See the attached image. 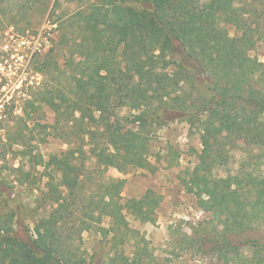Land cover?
<instances>
[{"label":"trees","instance_id":"obj_1","mask_svg":"<svg viewBox=\"0 0 264 264\" xmlns=\"http://www.w3.org/2000/svg\"><path fill=\"white\" fill-rule=\"evenodd\" d=\"M76 1L78 7L58 20V40L43 61L37 62V69L43 72L53 66L57 70L55 56L67 50L66 66L74 90L69 108L78 113L81 129L92 141L99 133L95 130L102 128L100 136L107 147L92 149L96 163L120 172L142 167L147 118L197 125L202 150L184 187L221 228L215 232L217 238L210 234L199 249L205 253L203 244L208 243L207 252L222 264H264V172L219 179L212 175L227 145L231 148L232 136H243L258 147V159L264 164V83L255 84L264 64L248 55L256 40L264 37V28L259 30L242 0ZM227 26L234 27L237 35L231 36ZM55 49L57 53L51 55ZM45 91L41 101L61 114L63 102L53 101V90ZM138 100L157 106L151 114L149 110L134 116L131 123L137 130L124 129L116 120V111ZM23 132L19 130L13 141L18 137L23 141ZM25 150L22 156L32 155ZM72 157L73 153L58 163L62 192L54 190L55 207L46 218L29 229L13 226L11 210L0 215V264H86L71 250L74 231L80 236L108 215L113 220L110 227L99 228L106 237L120 230L124 207L137 221H152L159 204L152 191L126 206L112 201L106 208L93 200L78 209L82 169L72 164ZM123 185L122 179L108 180L106 193L111 200L119 199ZM68 219L78 221L76 230ZM124 226L128 227L127 222ZM122 229L127 235V228ZM247 233L250 237L244 238ZM116 237L112 235L111 250L116 248ZM243 248L251 254L243 253ZM140 254L139 250L130 255L116 252L106 264H147Z\"/></svg>","mask_w":264,"mask_h":264},{"label":"rangeland","instance_id":"obj_2","mask_svg":"<svg viewBox=\"0 0 264 264\" xmlns=\"http://www.w3.org/2000/svg\"><path fill=\"white\" fill-rule=\"evenodd\" d=\"M242 1L252 20L260 25L259 30H263L264 0ZM78 5L76 0H0V46L9 40V29L31 42L40 35L38 45L41 46L31 58L29 77L23 83L22 94L17 100V112L10 114L0 131V215L11 210L13 226L22 225L29 229L38 220L46 218L55 207L52 201L54 190L62 192L58 163L69 160L73 153L72 164L81 165L82 169L83 191L78 196V202L82 203L78 209L93 200L101 201L106 208L113 202L126 206L128 201L141 198L147 191L154 192L159 202L153 211L152 221L145 223L137 221L126 207L122 208L124 220L120 230H112L106 237L99 228L110 227L113 220L108 215H102L100 222L91 224V228L80 232V236L74 231L78 221L68 219L70 225L75 226L71 250L76 256H82L86 264H106L116 252L130 255L138 250L142 261L147 263L148 260L147 264H222L207 252L208 243L202 245L205 253L199 249L200 243L210 234L218 237L215 232L217 228L221 229L219 221L211 212L202 209L198 199L184 187L190 182L202 150L201 132L197 125L147 118L144 128L147 151L143 166L130 167L123 172L100 167L91 152L95 146L107 149L100 136L102 128H91L99 132L95 142L92 141L81 129L78 113L73 114L69 108L74 90L70 69L66 66L67 50L55 56L57 70L52 66L43 72L38 71L37 62L43 61L58 40V20ZM226 28L231 36L237 35L234 27ZM55 53L56 49L51 55ZM248 55L264 64V37L256 40ZM255 81L257 86L264 83V68ZM46 89L53 90L54 102H63L61 114L41 101L47 94ZM30 102H34V107ZM156 106V102L144 105L140 100L127 103L116 111V120L124 129L135 131L137 125L131 123L134 116H142L149 110L151 114ZM19 130L24 131V140L18 137L13 141ZM10 140L15 144L12 145ZM231 141V148L227 145L222 163L213 170L214 178L264 172V164L258 159V147L243 136H232ZM22 144L32 152L31 156L21 155L26 151ZM109 179L124 180L118 200H111L106 193ZM2 181L5 183L1 184ZM76 213L80 220L82 211ZM125 221L128 227L124 226ZM123 227L127 228V235ZM112 235L117 236L114 250L110 249ZM250 235L244 234V238ZM242 252L251 254L247 248Z\"/></svg>","mask_w":264,"mask_h":264},{"label":"built area","instance_id":"obj_3","mask_svg":"<svg viewBox=\"0 0 264 264\" xmlns=\"http://www.w3.org/2000/svg\"><path fill=\"white\" fill-rule=\"evenodd\" d=\"M9 40L0 46V131L17 112V100L22 94L23 83L29 77L31 58L40 50L38 38L31 42L9 29Z\"/></svg>","mask_w":264,"mask_h":264}]
</instances>
